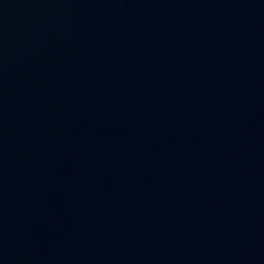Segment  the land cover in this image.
Here are the masks:
<instances>
[{"label": "water", "instance_id": "95a60500", "mask_svg": "<svg viewBox=\"0 0 264 264\" xmlns=\"http://www.w3.org/2000/svg\"><path fill=\"white\" fill-rule=\"evenodd\" d=\"M0 264H264V0H0Z\"/></svg>", "mask_w": 264, "mask_h": 264}]
</instances>
